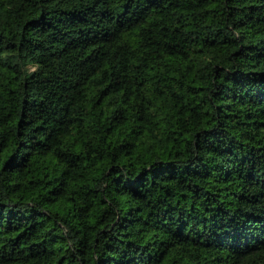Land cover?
I'll return each instance as SVG.
<instances>
[{
	"label": "trees",
	"instance_id": "trees-1",
	"mask_svg": "<svg viewBox=\"0 0 264 264\" xmlns=\"http://www.w3.org/2000/svg\"><path fill=\"white\" fill-rule=\"evenodd\" d=\"M0 264H264V0H0Z\"/></svg>",
	"mask_w": 264,
	"mask_h": 264
}]
</instances>
